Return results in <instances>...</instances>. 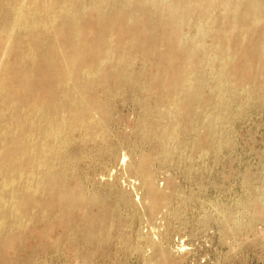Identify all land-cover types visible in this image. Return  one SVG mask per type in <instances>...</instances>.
<instances>
[{
    "label": "bare ground",
    "instance_id": "bare-ground-1",
    "mask_svg": "<svg viewBox=\"0 0 264 264\" xmlns=\"http://www.w3.org/2000/svg\"><path fill=\"white\" fill-rule=\"evenodd\" d=\"M127 95L136 159L118 155L124 135L110 142ZM259 108L264 0H0V264H86L129 245L118 164L150 218H179L171 197L186 204L184 192L206 225L207 156L217 160L233 123ZM168 167L176 175L161 187ZM241 182L233 208L213 206L225 234L264 223V161ZM153 235L138 232L137 249L167 260Z\"/></svg>",
    "mask_w": 264,
    "mask_h": 264
},
{
    "label": "rangeland",
    "instance_id": "rangeland-1",
    "mask_svg": "<svg viewBox=\"0 0 264 264\" xmlns=\"http://www.w3.org/2000/svg\"><path fill=\"white\" fill-rule=\"evenodd\" d=\"M124 102H117V117L123 121L113 126L110 142L117 144V134L124 135L126 142L118 155L128 152L130 158L136 159L140 148L135 144L136 136L131 127L137 116L138 105L131 95H127ZM231 141L232 146L222 150L217 160L207 156V177L201 194L207 201L208 211L214 216L206 225L195 217L192 200L186 199L184 192L179 196H183L186 204H180L176 197H171V205L178 211L179 218L173 219L168 211L150 218L137 200L143 194L138 180L123 164H118L113 172H120L125 180L128 202L121 204V215L128 216L125 230L131 239L129 245H112L109 253L99 251L86 264H264V223L254 221L255 232L243 230L236 235L225 234L213 210L218 201L227 208H233L234 201L244 192L241 181L245 170L261 167L264 161V109H253L246 118L236 120L231 129ZM175 171L172 167L158 169L157 178L161 187L166 186L168 175H176ZM133 182L136 184L133 185ZM175 182L185 181L175 177ZM111 200L116 201L115 197H111ZM138 232L154 234V238L168 249V259L153 260L149 255L151 250L144 246V251H139L138 245L144 241L138 239ZM73 263L72 259L62 262L48 256L47 264ZM78 264L83 263L79 261Z\"/></svg>",
    "mask_w": 264,
    "mask_h": 264
}]
</instances>
